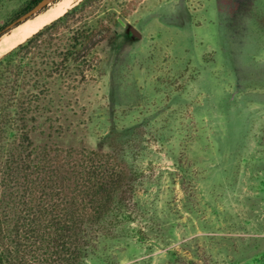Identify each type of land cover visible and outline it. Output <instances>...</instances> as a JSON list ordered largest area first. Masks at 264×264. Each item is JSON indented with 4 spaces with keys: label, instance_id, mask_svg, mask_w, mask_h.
Returning a JSON list of instances; mask_svg holds the SVG:
<instances>
[{
    "label": "rangeland",
    "instance_id": "1",
    "mask_svg": "<svg viewBox=\"0 0 264 264\" xmlns=\"http://www.w3.org/2000/svg\"><path fill=\"white\" fill-rule=\"evenodd\" d=\"M30 1L0 0L1 37ZM99 2L124 23L16 124L29 161L46 149L72 153L69 168L77 153L127 165L113 211L84 228L82 264H264V0ZM14 238L18 263L35 264Z\"/></svg>",
    "mask_w": 264,
    "mask_h": 264
},
{
    "label": "trees",
    "instance_id": "2",
    "mask_svg": "<svg viewBox=\"0 0 264 264\" xmlns=\"http://www.w3.org/2000/svg\"><path fill=\"white\" fill-rule=\"evenodd\" d=\"M41 1L31 0L17 16ZM99 1L79 0L0 59V264H19L16 249L8 243L14 236L23 239L29 248L23 255L32 254L35 264H82L85 226L113 211L130 180L126 163L113 154L77 153L69 168L72 153L51 155V150L42 149L29 161L32 150L24 155L30 147L28 134L16 140L17 121L26 125L24 117L40 100L44 81L71 63L88 61L120 24L121 15L104 9L100 13ZM64 36L65 48L59 50L58 40ZM6 222L14 226L6 228Z\"/></svg>",
    "mask_w": 264,
    "mask_h": 264
},
{
    "label": "bare ground",
    "instance_id": "3",
    "mask_svg": "<svg viewBox=\"0 0 264 264\" xmlns=\"http://www.w3.org/2000/svg\"><path fill=\"white\" fill-rule=\"evenodd\" d=\"M73 1L74 0H59L46 13L39 16L37 15L34 19L23 22L18 27H14V29H12L9 34L0 37V56L9 49L16 46L22 40L24 41L28 35L36 31L38 28L40 29V26L43 23L52 19L53 17L55 18L56 15L66 9V7Z\"/></svg>",
    "mask_w": 264,
    "mask_h": 264
},
{
    "label": "water",
    "instance_id": "4",
    "mask_svg": "<svg viewBox=\"0 0 264 264\" xmlns=\"http://www.w3.org/2000/svg\"><path fill=\"white\" fill-rule=\"evenodd\" d=\"M51 1H53V0H43V1H41L39 4H37L36 6H34L32 9H30L29 11H27L26 13H24L23 15H21L20 17H18L11 25L7 26V28L10 27V26H17L22 21H26L30 17H32L34 15H37V13H39L46 6V4H48ZM120 22L121 23H124L122 19H120Z\"/></svg>",
    "mask_w": 264,
    "mask_h": 264
}]
</instances>
